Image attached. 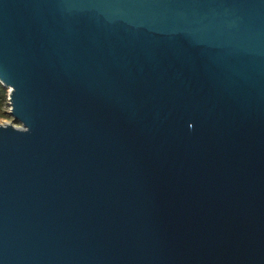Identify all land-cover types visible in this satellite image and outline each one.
Here are the masks:
<instances>
[{
	"label": "water",
	"instance_id": "1",
	"mask_svg": "<svg viewBox=\"0 0 264 264\" xmlns=\"http://www.w3.org/2000/svg\"><path fill=\"white\" fill-rule=\"evenodd\" d=\"M0 264H264V0H0Z\"/></svg>",
	"mask_w": 264,
	"mask_h": 264
},
{
	"label": "rangeland",
	"instance_id": "2",
	"mask_svg": "<svg viewBox=\"0 0 264 264\" xmlns=\"http://www.w3.org/2000/svg\"><path fill=\"white\" fill-rule=\"evenodd\" d=\"M7 90H8V94L5 97L3 106L0 107V124L14 123L16 125H19V123L14 121V118L10 113L12 109V106L10 103V88H7Z\"/></svg>",
	"mask_w": 264,
	"mask_h": 264
},
{
	"label": "trees",
	"instance_id": "3",
	"mask_svg": "<svg viewBox=\"0 0 264 264\" xmlns=\"http://www.w3.org/2000/svg\"><path fill=\"white\" fill-rule=\"evenodd\" d=\"M8 94L7 87H5L1 82H0V107L3 106V103L5 101V97Z\"/></svg>",
	"mask_w": 264,
	"mask_h": 264
}]
</instances>
